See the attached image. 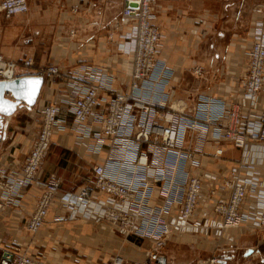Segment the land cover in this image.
I'll list each match as a JSON object with an SVG mask.
<instances>
[{
	"label": "built area",
	"instance_id": "obj_1",
	"mask_svg": "<svg viewBox=\"0 0 264 264\" xmlns=\"http://www.w3.org/2000/svg\"><path fill=\"white\" fill-rule=\"evenodd\" d=\"M109 38L122 54L121 70L130 77L123 90L111 84L114 73L79 65L74 77H62L61 65L34 67L0 55V79L41 75L43 103L38 128L18 170L0 162V211L15 203L30 183L40 193L25 228L35 233L58 197L67 216L102 221L124 237L136 235L151 246L133 264H167L161 251L172 239H210V252L234 242L230 230L264 231V22L255 20L240 79L245 103L199 87L192 97L175 98L173 69L162 58L161 35L153 23L158 0H121ZM262 6L255 8L260 13ZM28 11L27 0H0L5 17ZM203 77L202 66L192 69ZM51 81L50 84H47ZM55 85V86H54ZM62 88V89H61ZM190 92V91H189ZM66 110L70 122L61 116ZM73 137L93 159L92 181L78 191L61 190L54 174L36 177L52 136ZM239 150L226 158L228 148ZM96 191L103 196L98 197ZM211 255L197 264H216ZM116 253L113 264H124ZM0 264H50L27 251L0 248Z\"/></svg>",
	"mask_w": 264,
	"mask_h": 264
},
{
	"label": "crops",
	"instance_id": "obj_2",
	"mask_svg": "<svg viewBox=\"0 0 264 264\" xmlns=\"http://www.w3.org/2000/svg\"><path fill=\"white\" fill-rule=\"evenodd\" d=\"M27 1L28 11L24 14L7 18L0 12V55L16 61L31 56L34 67L48 63L63 64L64 74L57 80L73 78L77 64L86 63L92 68L114 73L115 79L111 84L114 89L123 90L126 87L130 77L119 70L123 56L114 41L118 34L114 33L113 38L106 35L111 29L112 21L121 13V0ZM259 5L262 10L256 13L255 8ZM255 20L264 22V0H158L153 23L161 35L162 58L174 71L171 84H179L178 93L174 92L184 95L187 91L202 87L214 95L233 96L237 101L245 103L240 79L245 73V54L252 38ZM73 23H78V27L72 25ZM63 27L68 28V34L77 35L83 32L87 35H84L85 39L79 40H73L75 36L69 37L68 41L55 40L57 28ZM87 31L91 33H86ZM197 65L202 66L203 77L193 75L192 69ZM50 83L51 81L47 82ZM42 103L43 99L39 97L31 110L17 109L9 118L0 120V146H4L0 153L2 163L9 167L16 164L17 168L22 164V161L16 160L11 154V146L5 148L4 144L11 137L18 141L26 140L28 152L34 134L20 136V130L29 128L30 125L32 130L38 128ZM256 106L258 109L264 107V89ZM61 116L67 122L72 119V115L66 110L61 112ZM60 142L61 137L54 134L50 145L60 146ZM73 152L77 161L76 166L71 168L72 173L80 174L84 170L83 165L87 166L89 172L88 177L83 176V180L77 182L79 187L71 188L68 179H65L68 183L65 185L63 171L68 169L67 167L40 165L36 177L44 180L49 174H54L60 181L61 190L78 191L82 184L92 179L93 159L83 155L80 145L75 144ZM39 193L40 188L30 183L21 204L0 217V227H3L1 236L9 230L10 237H18V240L23 241V247L11 249H27V254L44 258L51 264H93L92 256L88 254L85 260L77 257L73 259L67 248L63 251L56 241V236H65L67 227L73 222L82 221V229L92 237L87 241V250H92L91 243H95L94 246L98 248L100 245L103 264H110L107 253L111 241L108 240L109 229L105 228L106 225L102 221L79 215L68 217L58 197L52 201L36 236H28L22 240L20 233L23 230L26 233L25 225L35 208ZM95 193L98 197L103 196L98 191ZM21 222L22 226H19ZM93 224L97 226L96 232ZM229 233L234 235V242H222L221 247L210 253V256L223 259L225 264H264L263 230L240 227L230 230ZM117 234L120 235L118 232ZM124 238L127 239L125 242L123 239L118 242L122 241L120 252L125 258V263L133 264L142 260L151 243L135 236ZM199 242L201 241L198 237L190 236L172 239L161 251V260L167 264H195L202 249L198 247ZM1 244L0 242V246ZM117 244L116 242V246Z\"/></svg>",
	"mask_w": 264,
	"mask_h": 264
},
{
	"label": "rangeland",
	"instance_id": "obj_3",
	"mask_svg": "<svg viewBox=\"0 0 264 264\" xmlns=\"http://www.w3.org/2000/svg\"><path fill=\"white\" fill-rule=\"evenodd\" d=\"M78 23H73L72 25L77 26ZM68 25V24H67ZM70 25V24H69ZM93 32L95 33V31L93 30ZM105 32V31H104ZM113 32L112 29H109V31H107L106 35L109 36V33ZM86 33H91L89 31H87ZM98 35V33H96ZM84 35H87V34H84L83 32L82 33H78L77 35H75V33H69L68 34V28H57L56 30V39L57 41L59 40H63V41H68V38L69 37H74L73 40H79V39H85ZM82 41V40H81ZM79 65H85V66H90L86 63H79L77 64V66ZM61 67L62 69L64 70V67L65 65L61 64ZM119 70L120 72L123 73V71L121 70V62L119 64ZM59 78V77H58ZM58 78H56L55 80V83H59V82H64L66 79H60V80H57ZM67 79H70V78H67ZM171 84V83H170ZM174 88V91L178 93L179 90H177V88H179V84H171ZM55 86V85H54ZM62 89V88H61ZM194 91L191 90L190 92L187 91L186 94L184 95H178L177 93L174 94V97L177 98H188V97H192V94L191 92ZM43 94V92H42ZM42 94L40 95V98H42ZM177 95V96H176ZM27 130L26 129H21L20 130V136H24L26 135L27 133ZM26 140H14V138H8L7 139V142L4 144L5 145V148L8 147V146H11L10 147V152L11 154L13 155V157H15L16 160H19V161H24V158H25V155L27 154V144H26ZM74 140H73V137H69L68 139L66 138H61V142H60V146H57V145H54V144H51L49 145V148L47 149V153L44 155L43 159H42V163L41 165H45V167H49V166H56V168H65L67 167L68 169L64 170L63 171V176H64V180L65 179H68L69 181V185H71V188L75 189L77 187H79L78 185V181L80 179L83 180V176H86L88 177L89 175V172L87 170V166L86 165H83L84 166V170L80 173V174H77V175H74L71 171V168L72 167H75L76 166V161L77 159L75 158V153L73 152V148H74ZM4 148V146H0V153L2 151V149ZM81 150V149H80ZM83 153V151H82ZM84 156H87L85 155V153H83ZM224 156L226 158H237L239 156V150L235 149V148H228L227 151L224 153ZM2 162V161H0ZM3 165L7 166L9 170L13 169V170H18L20 168V166L17 168L16 164L13 165V167H9L7 164H4ZM83 173H85V175H83ZM49 176V175H48ZM73 179L74 182H73ZM92 180H90L88 183H90ZM86 182V181H85ZM35 184V182H33ZM65 185H68V183L66 182L65 180ZM75 183V185H74ZM87 182L82 184V186L84 185H87L88 184ZM77 184V185H76ZM80 186V188L82 187ZM28 187V186H27ZM27 187L23 188L22 191H21V197L19 198H16L15 199V203L12 204V205H7L6 207L4 206L0 211V217L2 215L5 214V212H10L13 208H15L16 206L20 205L21 203V199L27 189ZM67 190H72V189H67ZM81 216V215H79ZM22 222L20 223L19 226H22L21 225ZM105 224V223H104ZM106 225V224H105ZM93 227H94V231L96 232L97 230V226L95 224H93ZM104 227V226H103ZM68 232H70L69 234H67L68 232H66L65 236H56V241L58 244H60L63 248V251L65 250V248H67V250L69 251V254L72 256V258H82L83 260H85L87 257L86 254H88L89 256H92V261H93V264H103V258L102 257V252L100 250V245H99V248L94 246L96 245L95 243H91L93 244L91 247H92V250L91 251H88V246L87 245V241L89 238H92L90 235H87V231H84L82 228H84L83 226V222L82 221H78V222H73L70 227L68 226ZM106 229H109V239L111 241L110 243V249L108 250V256H109V263L110 264H113V257L116 253L118 254H121V245H122V241L118 242L120 239H123L124 242L127 240L124 238V236H121L117 234V232H115V230L111 227H109L108 225L105 226ZM2 229L3 227H0V236L2 235ZM40 231V230H39ZM117 231V230H116ZM10 231L8 230V233H5L3 236L0 237V242L2 243L0 247H6V248H21L23 247V241L21 240H18L19 238L18 237H10L9 235ZM24 230L23 232H21L20 234L22 235V240L23 239H26L28 236L29 238H34L36 236V234L38 233L35 232V233H29L27 230H26V233L24 234ZM62 232H60L61 234ZM81 233V234H80ZM118 236H117V235ZM117 236V238H116ZM129 236H135V237H138L136 235H129ZM129 236H127L126 238H129ZM108 237V236H107ZM140 238V237H139ZM199 238V246L198 247H201V251H200V254H199V257L198 259L195 260V264H197V262L199 261H202L203 260H206V258H208L210 256V249H211V246L213 245V242L209 245L208 243V240L202 238V237H198ZM21 241V242H20ZM108 241V242H110ZM120 245L117 244L116 246V242ZM113 243H115V245L113 246ZM16 249V250H17ZM24 249V248H23ZM91 249V248H90ZM11 250H14V249H11ZM23 251H27L26 250H23ZM214 253V252H213ZM44 259V258H42ZM51 264V263H50ZM59 264H68V263H63V262H60ZM124 264H127V263H124Z\"/></svg>",
	"mask_w": 264,
	"mask_h": 264
},
{
	"label": "water",
	"instance_id": "obj_4",
	"mask_svg": "<svg viewBox=\"0 0 264 264\" xmlns=\"http://www.w3.org/2000/svg\"><path fill=\"white\" fill-rule=\"evenodd\" d=\"M43 83L41 75H22L12 80L0 79V120L9 118L17 109L31 110L37 103V98ZM216 264H225L223 259H217Z\"/></svg>",
	"mask_w": 264,
	"mask_h": 264
},
{
	"label": "bare ground",
	"instance_id": "obj_5",
	"mask_svg": "<svg viewBox=\"0 0 264 264\" xmlns=\"http://www.w3.org/2000/svg\"><path fill=\"white\" fill-rule=\"evenodd\" d=\"M43 85H44V79H43V83H42V86H41V89H40V92H39L38 98L40 97V93H41V90H42V88H43ZM38 98H37V100H38Z\"/></svg>",
	"mask_w": 264,
	"mask_h": 264
},
{
	"label": "snow or ice",
	"instance_id": "obj_6",
	"mask_svg": "<svg viewBox=\"0 0 264 264\" xmlns=\"http://www.w3.org/2000/svg\"><path fill=\"white\" fill-rule=\"evenodd\" d=\"M4 110H6V109H4V108L0 107V111H4Z\"/></svg>",
	"mask_w": 264,
	"mask_h": 264
}]
</instances>
